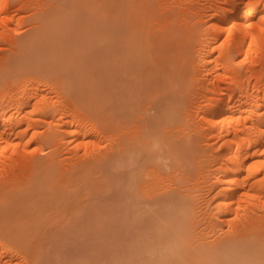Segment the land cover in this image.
Instances as JSON below:
<instances>
[{
	"label": "rangeland",
	"instance_id": "1",
	"mask_svg": "<svg viewBox=\"0 0 264 264\" xmlns=\"http://www.w3.org/2000/svg\"><path fill=\"white\" fill-rule=\"evenodd\" d=\"M61 1L63 0H59L57 2L59 7L63 9L64 7L63 4L66 3L64 1L62 2V6H60ZM98 1L100 4L106 6L107 10L110 11L109 14L111 15L113 14L117 16L120 9H123L122 10L123 12L125 10L126 12L124 13L126 14V16H124V13H122L124 18H127L126 20L131 22L129 24L132 25V29L134 28V30L138 33V34L135 33V36L138 35V37L139 36L141 37L140 39L141 45L140 44L137 45V41H139V39L135 36L132 39L135 42H131L132 40L130 41L129 47L131 46L130 44L132 43L133 46H131L130 48L131 50L129 49L128 50L131 53L133 52L132 54L129 51H128L129 53L125 51L128 55L127 60L131 58L134 59V56L136 57V60L134 59L135 61L131 59L133 62H131L130 60L127 61L129 65L127 63L125 69L123 68L124 70L129 69L128 71H126L127 76H125V71L120 73L122 77L124 78L128 77L127 80L125 79L126 80L125 83L128 80H130V82H128L129 84L133 82L135 84L138 79L142 80V78H144V73H147L146 71L150 69L148 67L150 66L152 67V65L149 64L148 61H146L147 63L144 64V43H146V41H144V37L146 39V35H148V36H152L151 38L153 37L154 38L156 37V39L158 38L161 42L160 44L158 40H156L158 42V45L157 42L156 44H154L156 48L158 46L159 49V50L155 49L156 50L155 54L159 55L157 57L154 54L155 58L157 57V59L152 57L153 56L152 52L149 51L151 53V56L149 53V57L154 58L153 59L154 61L158 62L161 59L160 62L158 63L156 62L157 65H159L161 68H164L163 66L167 65L166 64L167 59L171 58L170 56L168 57L166 56L167 55L165 54L166 51H167L166 53L169 52L170 55L172 54L181 55V59L183 61L182 65H184V66L181 65V71L186 73V75L182 77H184V80L186 78L187 79L186 81L182 80L184 82V83L182 82L184 84V91L182 90L183 84L180 85L182 87H178V86L175 87L176 90L178 88H181L182 93L184 94L182 95L181 98L177 100L179 101L176 103L177 107L175 106L173 107L176 101L174 103H171L167 99H164V102L162 101L153 107V106H149L150 104L149 100L144 101L142 98L144 97V94H150L149 92L151 91V88L145 93H144V89L142 90V88H140L141 89L140 95H142L140 96L141 98L140 97L136 98L135 101L136 100L137 101L134 102L133 100L132 103L136 106L134 107L133 105L134 107L133 112L135 113V114L132 113L131 115L133 118L130 116L129 118L130 121L128 120L129 122H127L129 123L128 125L126 123L123 126H119L122 127L119 130H123V127H125L124 130L125 129L130 130V128L133 130V131L132 130L127 131L126 133L127 138L129 137V139L126 140L127 143L126 149L124 153L111 156L110 157L111 159L108 161L106 165L102 166V168L100 169L101 171L99 170V173L97 171L100 165L96 163L94 165L92 164L94 166L93 167L94 170H91L88 174H84L83 166H82L83 162L81 161L83 157L85 158V155L89 153L88 152L89 149L90 150L98 149L101 151L102 149L103 151H107L108 149H110L115 144L113 142H115L116 139L114 138H116L117 134L114 131L113 133L112 131H110L111 134H109V130L107 131L103 128V126L99 125L101 123L98 120L92 121L93 119L90 118L91 122L89 119L85 123L87 126L94 127V131H96L93 132L94 139L96 136L95 140L92 139V137H90L92 140L89 137L86 138V140H89V142L87 143L88 144L87 147L89 148H87L86 145L84 146V144L81 145L78 144L77 140H74V137L72 135H66L63 138H61L62 141L61 139H59L57 142L55 141V143L48 141L47 138L44 137L45 134L48 133L49 124L47 123V121L49 120V118L46 119L41 117H38L37 119V123H38L37 126L28 129V132L22 141L18 139H13L11 142L9 141L7 144L4 143V141L2 143V140H0L1 141L0 142V188L3 189L2 187L3 184L6 188L4 190H0V222L3 226H8L11 232L16 233L18 236H20L17 241L5 240L0 237L1 240L0 243L3 242H4L3 244L6 243V247L9 250L6 256L2 255V259L3 258L4 259L3 260L0 259L1 261H3V263L0 261V264H151V263L177 264V262L179 263L180 261H182L180 262L181 264H207V263L222 264L223 262H224L223 264H225L229 261L225 262L224 258L221 257L219 253H216L218 256L216 255L214 256L212 252L210 254L211 257L214 256L213 258L216 261L213 258L212 261L209 260V258L207 259V256L209 255L206 249H209L210 244L211 245H213L214 243L217 244L223 239L221 238V240H219L220 239L219 237L221 236L224 237L226 233L229 231L230 225L228 223L232 222V224L233 223L237 224L238 222H241L240 219L246 220L248 215L251 214L250 216L252 217L251 220L255 223H253L254 224L253 225L251 221L250 228L254 229V227L257 226V228L255 227V229H258L259 226L264 225L263 222L264 221V202H263L264 173L262 172L255 174L254 175L255 177L254 176L253 177L256 180L251 178L252 182L253 180L255 182L256 181L259 182V184L256 182L257 185H254V187H252L253 189L251 188H248L249 190L238 189V192L235 191L237 192V195L235 192L231 190L233 185L228 183L229 180L226 181L227 179L226 175L231 176L233 174L231 171L232 169L236 170L237 168L240 167L242 168L243 166L245 167V168L243 167V169L245 170H247V168L256 169L258 167H264V137H262L264 136V19L258 20L257 17H254L248 20H244L243 21L244 32L236 33L234 31L233 32L230 31V27L232 26L231 20L229 21L228 18H226L227 19L226 20L224 19L225 17H221V12L230 14L228 12L229 0L226 1L224 0H98ZM259 1L260 0H258V7L260 6V4L262 6L264 0H261L260 2ZM50 5H52V0H0V107L1 108L3 107V109H0L1 113L3 112V110L4 112L7 111L6 114H8V112L10 113L11 111H13L12 106L14 100H12L11 102L9 101V105L12 104L11 107H9L6 102H4L8 94L13 93L16 96V98H18L19 93L22 90L29 89L33 87L32 85L37 84L38 87L44 90V93L52 97L57 89L58 86L57 82L61 81V79H64V77L66 79L67 78L66 74L71 73V72L67 73V71H70V69H72L69 65L57 66L58 57L59 55H61L59 54V52L62 48H64V41L62 37H59V39L60 38L61 39L58 42L57 47L51 46V48L49 47L50 49L47 47L48 46L47 42L51 41L49 42V44L55 43L57 40L56 37L55 36L52 37L50 35V38H48L47 42H46L47 39L44 40V38H46L45 36L48 33H46L45 36L43 35L45 29L43 26L44 24L40 19L41 16H44L47 12H50V10L54 8V7L52 8V6ZM124 5H128V7ZM210 5L212 6V8H210ZM220 7L222 8L219 9ZM55 9L56 8H54L53 10ZM68 10L70 9L62 10V12L60 13L67 15L69 14ZM168 12L176 14L177 18L176 17L174 18L175 21L171 20L170 13L169 16H167ZM131 16L133 17L131 18ZM149 16L150 18H148ZM135 19H137V21ZM144 20L146 21V23ZM138 21L140 24L139 26L137 23ZM144 23L146 24V26L144 25ZM218 24H220L221 27ZM166 25L170 28L166 27ZM136 29L137 30L141 29V30L137 31ZM145 29H147V31ZM39 30L41 31L39 32ZM144 30L146 31V34L144 33L145 32ZM155 30L158 31H156V34L154 36L153 33H155ZM159 30L162 33V35L161 33H159ZM169 31L170 33L172 32L171 35L168 34ZM150 33L151 35H149ZM157 34L159 37L157 36ZM34 35H37V37ZM162 36L164 38H167L168 40L167 39L161 40L163 38ZM52 38H55V41ZM135 38H137L138 40H136ZM39 42L43 44V48L45 49V51L49 49V52L44 51L45 54L43 51L40 52V48L42 47L39 48L40 46ZM36 44H38V46ZM162 44H164V46H162ZM53 45H56V43ZM137 46H139V48L136 50ZM148 46L149 45L147 44L146 52H148V49L150 47ZM58 48L59 50H57ZM51 49L57 50L56 55ZM132 49H134V51ZM138 50L139 53H137ZM50 51H52V53ZM125 52L124 53L121 52L124 55V57L121 56L122 54L121 55L118 54V52L112 53L110 57L106 56L107 57L105 58L106 60L105 59L102 60L100 62L101 64L96 63L95 68L99 67L98 69L100 70L104 69L103 67V63H104V66L106 67L107 65H110L108 66V68L114 66L116 69L119 70L121 65L120 64L118 65V61L120 62L122 60L125 63L126 61L125 57H127ZM160 52H162V54H160ZM52 54L54 56H52ZM22 55H24L23 56L24 61H22L23 59H21ZM160 56L162 58H164L165 56V58L162 59ZM111 57L115 58L117 62L116 60L111 59ZM116 57H122V58H120L121 59L120 60L119 58L117 59ZM18 59L20 61H18ZM36 60H38L40 63L38 61L36 63ZM91 60L90 61L88 60L89 64L87 63L86 64L90 66L93 63L94 66L95 61H91ZM163 60L164 61L166 60L165 61L166 63ZM53 61L54 63L57 62L56 66L53 63ZM104 61L105 62L107 61L106 65ZM24 62L26 64L28 63L27 66L25 65ZM34 63L36 64V66L34 65ZM124 63L122 64L123 67L125 66ZM29 64H31V66ZM97 64H100L102 68ZM83 66L86 67L84 63L80 61V67L74 66L73 68H78V69L81 68L82 71L81 69L79 70L81 71L82 74L84 73L83 74L84 76L89 75L90 77L93 78L98 77V73L100 75V73L102 72L101 71L97 73V70L94 69L93 66H91L92 68L89 67L90 69L85 68L87 69V73L88 70L92 71V69H94L92 72H94L95 70L96 72H94L95 74L94 73L92 74V72L90 74H87L85 73ZM56 67H59L60 69ZM144 67L146 69L148 68V70H146ZM43 69H45L47 72H45V70ZM123 69L121 67L120 71H122ZM57 70H58V74L54 73ZM63 70L64 71L66 70V72L63 73ZM130 70L133 71L131 72ZM133 73H135V75ZM138 73H140L139 76H142V78L138 76ZM124 78L122 81H124ZM157 79L159 83L163 82L162 84H164V80H165L164 78H162L163 80L161 78H157ZM131 80L133 81L131 82ZM140 80H139L140 83H138V87L139 85L142 86L143 84L142 81ZM162 84L159 85L161 86ZM133 86L136 87L135 85ZM154 93L155 92L151 91V94ZM245 93L248 96V98H250L252 95L255 96V94H259L260 98L257 99V101L254 103L251 102L249 104L247 103L245 105H242V103L239 101V97L241 95H245ZM135 103L138 104V109H137V104ZM4 104L7 106H4ZM147 104L149 107L147 106ZM164 104L165 106H167V108L164 106ZM222 104H224L225 106V108H223L224 110H227V108L230 105L232 106L233 110L232 108H230L229 110H227V112L223 111ZM140 105L142 106V109ZM4 107H8L9 109H6ZM172 108L177 110V112L172 113L170 111ZM31 109H32L31 105L28 108L26 107V111ZM159 109H163L164 111L160 113ZM218 109H220L221 111ZM230 110L232 112H230ZM140 111L141 113H139ZM137 112L139 114H137L136 116ZM169 112L171 113V115ZM23 114L24 112L16 113L14 116L16 117L15 118L16 121ZM164 114L166 115V117ZM15 119L12 120V123H15ZM54 122L55 120L52 123ZM138 124L140 125L142 124L141 126L144 128H141V126H139ZM138 128L139 129L141 128L140 130H143V133L137 130ZM100 131L102 134L100 133ZM140 132H141V136L143 135L142 139L144 138L143 142L141 141L142 139H139ZM95 133L96 134L99 133V134L96 135ZM133 135H135V138ZM111 136H113L112 140H111ZM168 136L170 137V139ZM130 138H132L131 140L134 141V143L132 141L130 142ZM90 141L91 142L93 141L92 144H94L95 146L94 145L91 146ZM163 141H167V143L165 142L166 145H164ZM171 141H174L173 142L174 144L171 143ZM128 142H130L129 143L130 146L128 145ZM90 146L93 148H91ZM96 146L98 148H94ZM133 146L137 148L134 149ZM178 146L179 147L181 146V148H179ZM84 147H86L85 148L87 150L86 152L85 150H83ZM132 148L137 153L134 150H132ZM138 148L142 149L141 153H138V151L136 150ZM166 148L167 149L170 148L169 151H171V149L175 150L178 154V157L180 158H177V156H175L176 155L175 151H174L175 153L171 151L173 154L171 153L167 157L166 154L167 152L164 151L167 150ZM127 149H129V151H127ZM236 150L239 151L240 154H242L240 155L239 158L236 157L233 158L234 152ZM130 151L131 152L134 151V153H136L135 156L132 153H130ZM163 152L165 153L163 154ZM128 154L129 156L131 155L130 158ZM120 155L122 156V160L120 159ZM123 155L125 159L123 158ZM142 155L143 157L145 156H150V157H146L143 159ZM134 157L136 158V160L134 159ZM112 158L114 161H112ZM244 158L246 159L244 160L243 164H241V162L236 163L238 162L237 161L238 159H244ZM127 159H130V161ZM187 159L189 161L188 162L189 166L187 165ZM118 160L119 163L122 164L120 167H117L120 164L117 165L115 163V161H117L118 163ZM131 160H135L133 161L134 164L130 163ZM232 160L236 164L231 163ZM123 162L126 163L124 166H123L124 164ZM138 163L141 164L140 167H138L139 165ZM180 163L183 165L184 168H182V165ZM111 164L115 168L117 167V169L115 170V168L112 167ZM175 164L177 166H175ZM154 165L155 166L158 165V166L155 167ZM191 165L192 168H190ZM95 166L97 167V169H95ZM124 167L127 168V170L125 169L126 171L124 170ZM188 167L191 170L188 169ZM119 168L120 171L118 170ZM151 168L152 170H150ZM157 168H160V171L162 170V174L166 173L165 175L163 174L164 175L163 181L165 185H167L166 186L167 188H170L171 185L173 186V188H175V186L178 187L180 183L181 185L184 184L185 186L189 184L188 187H190V189L192 187V189L190 190L191 196L189 195L184 199H180V198L174 199L176 202H174L175 204L173 203L172 205L170 204L163 205L164 207L163 210L161 211L163 213L169 212V214H171L172 216L171 217L172 219L159 217L162 214L161 211H158V214L155 212V210L152 211L153 213L158 215L157 217L156 215L152 216L151 214L153 213H150L149 215V212H151L149 210L155 209L156 206L152 207L153 205L152 202H154L152 200L148 199V201L146 202L145 199H147V196L144 195L143 193L144 191L142 192V190H144V181H145L144 179L150 180L151 178H153L152 175L155 177L156 175L154 173H155V169ZM179 168H181L182 170H180ZM109 169H111V171L113 172H111ZM158 170L159 169H157V171ZM245 170H244L245 172L244 175L247 172ZM131 171L133 172L132 173L133 177H131L132 176ZM100 172H102V176H100L101 175ZM127 172L129 175L126 174ZM180 173H182V176H184L185 174V176L187 175L188 177L184 176L183 177L184 180H183L181 179L182 176H179L181 175ZM33 174H37V177H40L41 180L44 179L43 182L44 187L38 193L41 192L46 193L51 191L58 192L57 201L53 202L51 206H48L43 210V219L41 220L40 223L35 221V216L37 215L39 209L38 207L39 203L37 202L38 195H36L38 193L33 191L28 192L32 194L24 193L25 195L17 193L19 192V190H23L24 187H30V178H32ZM103 175H105L107 179H104L105 177H103ZM177 176H179L180 179H178ZM102 177L104 180H102ZM165 177L167 178L168 181L166 180ZM192 177H195V179ZM128 178L133 179L132 181L134 183ZM187 179L190 180V182ZM142 180L143 182H141L140 184L139 182ZM180 180H182L183 182H181ZM185 180L188 182H186ZM193 180H197V181L195 182ZM111 181H113V183ZM135 181L137 182V184ZM191 181H193L194 183L192 182L191 184ZM108 183L109 185H106ZM133 184L135 188L137 185L138 187H141L142 190L140 191L138 188L131 190V192L134 191L132 192L134 194L133 197L130 198L125 197V200L128 199L126 201L128 203L131 199L132 201L133 199L136 200V202L130 201V203H132V206L131 205L130 206L134 211L133 215L140 217L141 219L143 218L142 216H144V218H146V219L143 218L144 220H146L143 223L144 225L151 223L148 225L149 227L147 226V228H149L147 231L148 233L146 232L147 230L146 226L143 225L141 226L144 229L138 226L140 228V229L138 228V230L140 231L142 229L144 230L141 231L143 234H140V232L138 233V231L135 232L136 230L133 229L131 225H128L129 227L127 226V229H130L131 231L126 230L125 228L124 229L121 228L123 232L120 229H115L116 232L112 233L113 231L112 230L110 231L111 234L110 233L107 234L106 220L107 218L110 217L108 215L113 216V213L112 212L110 213V211L108 212L109 209L106 208L110 207L112 209H116L115 205L117 203H114L116 202V200L114 201L115 199L114 191L116 192L117 187L118 188L121 187V189L125 190V192L129 191V188L130 189L134 188ZM195 184L198 185V187H196ZM109 187L111 189H109ZM139 191L142 192L143 194L142 193L140 194ZM243 191L245 193H242ZM229 194L233 196L235 194L237 200L231 198L233 196H230ZM140 195L142 197L144 195V197L140 198ZM228 196H230L229 199ZM136 197H138V199ZM139 198L143 199V201L141 202ZM238 199L241 200L238 202ZM244 199H246V201ZM234 200H236L238 203L236 201L234 203ZM110 201L113 202V205H111L112 202L109 203ZM186 202L188 203L187 205H185ZM147 204H150L147 206L148 208H146ZM230 204L232 205L231 207H233L235 210L232 208L231 213L229 212L230 214L223 213L225 212L223 210L226 209V207ZM103 205L104 206L106 205V207L104 208ZM178 205L181 206L182 209L186 207L184 208V210L187 209L189 212L185 211L183 213L184 217L181 216V218L177 219V217H179L176 216L177 211L181 210V208ZM170 206H174V207H170ZM192 207L193 209H191ZM175 209H176V213L174 211ZM90 210L91 213L89 212ZM146 210H148V215ZM159 213L161 214L159 215ZM210 213H212V215ZM141 214L144 215L141 216ZM150 216H152L153 218H148ZM158 217L162 219L161 222L167 224L166 228L164 229L159 228V226L155 227L156 224L154 225L153 223L154 221L157 222L159 221ZM94 219L96 220L95 222ZM148 219L150 220V222L148 221ZM179 219H180V223L177 224V226L174 225L175 223H178ZM91 220H93L92 221L93 223L91 222ZM174 220H176L175 223ZM88 221L91 222L92 224L91 226H93L94 228L97 229V231H99L100 237L95 240V243L91 242V243H87L88 244L87 245L83 241V237H84L83 232L84 229L87 228V225H90V223L87 224ZM102 222L105 223V226ZM84 224L86 225V227L84 226ZM171 225L174 226H172L171 228ZM178 225L180 227H178ZM181 226L183 230H181ZM185 226H188L187 229L185 228ZM118 230L120 231L119 235H121V233L129 231L130 232L129 237L130 238L132 237V239L129 238L128 240L130 242L131 240L134 241H132L131 243L128 242V246H126L127 242L122 243L123 245L122 244L119 245L118 243H116V241H114L110 236L112 234L118 235ZM178 230L181 231V233ZM173 231L177 235L178 234L179 235L177 236ZM201 231L203 233L205 231V235L204 234L201 235L202 233ZM144 232L150 236L148 237L147 235V239L149 240L146 239V234ZM191 232H193L194 234L193 233L191 234ZM174 234L176 235V237ZM203 235L204 237L200 238V236ZM161 236H165V237L161 239ZM150 238L153 239L150 240ZM188 238L191 239L188 240ZM192 238L193 241H191ZM77 239L80 240L77 241ZM145 239L147 241V244H145L146 242ZM215 239H217L218 241ZM172 240L173 241L176 240V241L173 242ZM198 241H200L201 243H197ZM168 242L169 244L171 243V246L173 243L172 250H174L175 253L173 255L169 254L170 253L169 249L171 248H167L168 249L167 250L166 248L162 247V244L163 246H165V244H167ZM176 242H178L177 244L179 247L177 246ZM179 242H181L182 245L179 244ZM131 244L133 245L131 246ZM134 244L136 245L138 244V245L135 247ZM169 244H167L168 247ZM204 244H206L209 247L208 248L205 247L206 245L203 246ZM143 245H145V247ZM158 245L162 247L160 248L161 250H159ZM188 245H190V248L192 247L191 251L190 248H188L189 247ZM153 246H155V248H153ZM107 247L110 250H108ZM131 247H133L134 249H132ZM178 248H180L181 250H179ZM150 249L153 252L151 251L150 253ZM161 252H164L162 253L163 255H161ZM178 252L183 253L181 254L182 258L180 257V254ZM189 252L193 253L194 257L191 254L188 255ZM205 252L207 255L203 256L205 255ZM105 253H107L106 256L104 255ZM173 256H175L176 258ZM187 256H189L190 258ZM146 257H148L149 259L147 260ZM217 257L218 258L221 257L219 259L220 261L218 260L219 262L217 261ZM175 259L176 260L178 259L179 261L177 260V262H174ZM157 261L159 262L161 261V262L158 263ZM165 261L168 262L166 263ZM183 261L185 262L183 263ZM229 263L233 264L235 262L233 263L229 262ZM248 263L249 262L244 264H248ZM259 263L264 264V261L263 260H260L258 262L251 261V263L249 264H259Z\"/></svg>",
	"mask_w": 264,
	"mask_h": 264
},
{
	"label": "bare ground",
	"instance_id": "2",
	"mask_svg": "<svg viewBox=\"0 0 264 264\" xmlns=\"http://www.w3.org/2000/svg\"><path fill=\"white\" fill-rule=\"evenodd\" d=\"M57 1H59V0H57ZM56 0H52V5H50V6H52V8L54 7V8H56L55 10H53V9H51L50 10V12H47L44 16H41V19L40 20H42V22H43V26H44V36L46 35V33H48L45 37L46 38H44V40H46V42L48 41V38H50V35L52 36V37H56V45H53V44H55V43H53V44H49V42H51V41H48L47 42V47L49 48H51V46H55V47H57V45H58V42L60 41V39H59V37H62V39H63V41H64V48H62L61 50H60V52H59V54H61V55H59V57H58V60H57V64L56 63H54V61H53V63L55 64V66L57 65V66H65V65H69L72 69H70V71H67V73L68 72H71V73H68V74H66V76H67V78L65 79V77H64V79H61V81H59V82H57L58 83V86H57V89H56V91H55V93H54V97L52 96V97H50V96H48L46 93H44V90L42 89V88H40V87H38L37 86V84L35 85H32L33 87H31V88H29V89H26V90H22L20 93H19V97L18 98H16V96L13 94V93H10V94H8V96H6V98H5V100H4V102H6L7 103V105L9 106V107H11L12 106V104L11 105H9V101L11 102L12 100H14V103H13V111H11L10 113L8 112V114H6V112L7 111H5L4 112V110H3V112L1 113L0 112V140H2V143H3V141H4V143H7L8 144V142L10 141H12L13 139H18V140H20V141H22L23 139H24V137L26 136V134H27V132H28V129H30L31 127H35V126H37V119H38V117H41V118H49V120L47 121V123L49 124V128H48V133L47 134H45V137L44 138H47V140L48 141H51L52 143H55V141L57 142L59 139H61V138H63L64 136H66V135H72L73 137H74V140H77V143L78 144H84V146L86 145V147L88 146V142H89V140H86V138H90V137H92V139H94L93 138V135H94V133L93 132H96V131H94V127H92V126H87L85 123H86V121H88L90 118H92L93 120L92 121H96V120H98L101 124H99V125H101V126H103V128L105 129V130H109V134H111L110 133V131H112V133H113V131L114 132H116V138H114V139H116L115 140V142H113V143H115L110 149H108L107 151H103V149H102V151L101 150H95V149H89L88 150V156L87 155H85V158L83 157V159H82V161L81 162H83V164H82V166H83V172H84V174H88L91 170H94L93 169V165L94 164H99L100 165V167L98 168V173H99V170L102 168V166H104V165H106L107 163H108V161L111 159L110 157L111 156H114V155H119V154H121V153H124V151H125V149H126V140L127 139H129V137L127 138V131H130V130H132L131 128H130V130H124V128L125 127H123V130H119V129H121L122 127H119V126H123L124 124H126L127 122H129L130 120H129V118H130V116L132 115V113H134L133 111H134V107H136L134 104H132L133 103V100H134V102H136L135 101V99L136 98H139L140 96H142V95H140V88H142V90L144 89V93L146 92V91H148L150 88H151V91L152 92H155L154 94H151V91L149 92L150 94H144V97H142L143 98V100L145 101V100H149V102H150V104H149V106H155V105H157L158 103H160V102H164V99H167L169 102H171V103H174L175 101V103H174V105H173V107L175 106V107H177V105H176V103L177 102H179V101H177L179 98H181L182 97V95L184 94V93H182V90L184 91V82L183 81H186V79L184 80V77H182V76H185L186 75V73H184V72H182L181 71V65L183 64V61H182V59H181V55L180 54H172V55H170L169 54V52L168 53H166L165 52V54H167L166 56L168 57V56H170L171 58L170 59H167V65H162L164 68H161L159 65H157V63L158 62H160V58H158V59H160L158 62L157 61H154L153 59L155 58V53H156V50L155 49H158V46H157V48H156V46L154 45V44H156V40H158V42L161 44V42H160V40L157 38L156 39V37L154 38H151L152 36H148V35H146V39H145V37H144V41H146V43H144V64L145 63H147L146 61H148V63L149 64H151L152 65V67L150 66V67H148V68H150L149 70H148V68L146 69L145 67H147V66H145L144 68L146 69V70H148V71H146L147 73H144V78H142V76H139L140 75V73H138V76L140 77V78H142V80H140V79H138L137 80V84L135 83L134 84V82L133 83H128V82H130V80H128L126 83H125V81L127 80V78L125 77H122L121 76V74L120 73H122V72H124L125 71V76H127L126 75V71H128L129 69H127V70H124L125 69V67L127 66V61H131V62H133L132 60H136V57L134 56V59H132L131 57V59H128L127 60V58H128V55H127V53H129L130 51L129 50H131L130 48H131V46H133L132 44H130L131 46L129 47V43H130V41L134 38V36H135V33H137L135 30H134V28L132 29V25L131 24H129V23H131L130 21H127L126 19L127 18H124V16H126V14L124 13V12H126L125 10H124V12L122 11L123 9H120L119 10V13H118V15L116 16V15H111V14H109L110 13V11L109 10H107V8H106V6H104V5H102V4H100L99 3V1L98 0H63V1H61V4H60V6H62V2H64L65 1V3L66 4H63V9H61L60 7H59V5H58V2H57ZM224 1H226V0H224ZM261 1V0H260ZM259 1V2H260ZM229 2V7H228V12L230 13V14H226V13H222L221 12V17H225L224 19H226V18H228L229 19V21L231 20V22H232V26L230 27V31H234V32H236V33H243L244 32V29H243V21L244 20H248V19H251V18H254V17H257V19L258 20H262V19H264V2H263V4H262V6H261V4H260V8L258 7V0H229L228 1ZM60 3V2H59ZM217 3V2H216ZM215 3V4H216ZM226 3V2H225ZM262 3V2H261ZM211 4H213V3H211ZM228 5V4H227ZM124 6H126V7H128V5H124ZM214 7H217V6H214ZM213 7V8H214ZM262 7V8H261ZM70 9V10H68V12H69V14H61L60 12H62V10H66V9ZM210 8H212V6L210 5ZM222 7H220L219 9H221ZM130 9V8H129ZM215 9V8H214ZM217 9V8H216ZM227 9V8H226ZM223 11V10H222ZM130 12V11H129ZM65 13H66V11H65ZM122 13H124V16H123V14ZM169 13H170V17H171V20L173 21H175V17H176V14H174V13H171V12H168V15L167 16H169ZM219 13V12H218ZM130 14H132V13H130ZM144 14H145V12H144ZM148 14V13H147ZM146 14V15H147ZM220 14V13H219ZM43 15V14H42ZM152 16V15H151ZM129 17V16H128ZM133 16H131V18H132ZM144 18H145V16H144ZM148 18H150V16L148 17ZM177 18V17H176ZM147 19V18H146ZM145 19V20H146ZM223 19V20H224ZM128 20H130V19H128ZM136 21H137V19H135ZM144 20V21H145ZM227 20V19H226ZM135 21V22H136ZM222 21V20H221ZM134 22V23H135ZM223 22V21H222ZM41 23V22H40ZM138 23V26L140 25L139 24V21L137 22ZM136 23V24H137ZM145 23H146V21H145ZM144 23V25L146 26V24ZM136 24H133V25H136ZM148 24V23H147ZM131 25V26H130ZM220 27H221V25L220 24H218ZM145 26H144V28H145ZM135 27V26H134ZM149 27V26H148ZM166 27H168L167 25H166ZM42 28V27H41ZM41 28H39V29H41ZM168 28H170V27H168ZM173 28H174V26H173ZM163 29V28H162ZM137 30V29H136ZM138 30H141V29H138ZM137 30V31H138ZM146 31H147V29H145ZM144 30V31H145ZM174 30V29H173ZM41 30H39V32H40ZM146 31L144 32L145 34H146ZM156 31H158V30H155V33H153V35L155 36V34H156ZM166 31V30H165ZM172 31V30H171ZM163 32V31H162ZM38 33V32H37ZM159 33H161L160 32V30H159ZM168 33V32H167ZM172 33V32H171ZM171 33H170V31H169V33L168 34H170L171 35ZM42 34V33H41ZM138 34V33H137ZM174 34V33H173ZM49 35V36H48ZM149 35H151V33L149 34ZM160 35V34H159ZM161 35H162V33H161ZM34 36H36L37 37V35H34ZM44 36H42V37H44ZM145 36V35H144ZM157 36H158V34H157ZM42 37H40V38H42ZM58 37V38H57ZM135 37H137L138 39H139V41H137V45L138 44H140V39H141V37L139 36L138 37V35L137 36H135ZM159 37V36H158ZM163 37V36H162ZM166 37V36H165ZM38 38H39V35H38ZM137 38H135L136 40H138ZM161 38V37H160ZM35 39V38H34ZM54 41H55V38H52ZM51 39V40H52ZM68 39V40H67ZM152 39V40H151ZM164 39H167V38H162L161 40H164ZM42 40V39H41ZM168 40V39H167ZM170 40V39H169ZM32 41V40H31ZM63 41H61V42H63ZM150 41V42H149ZM27 42V41H26ZM60 42V43H61ZM131 42H135V41H131ZM158 42H157V45H158ZM241 42V41H240ZM38 43V42H37ZM59 43V44H60ZM166 43V42H165ZM149 45L148 47H149V49H148V52H146V45ZM32 45V44H31ZM37 46H38V44H36ZM39 48L40 47H42L43 48V44L41 43V42H39ZM141 45V44H140ZM241 45V44H240ZM155 46V47H154ZM162 46H164V44H162ZM165 46H167V45H165ZM34 47V46H33ZM153 47H154V50H155V52H154V50H153ZM159 47H160V45H159ZM24 48V47H23ZM30 48V47H29ZM28 48V49H29ZM35 48H37V47H35ZM35 48H34V50H35ZM39 48H37V49H39ZM42 48H40V52L41 51H45V49L43 50ZM48 48H46V49H48ZM49 48V49H50ZM139 48V46H137L136 47V50ZM152 48V49H151ZM42 49V50H41ZM49 49L47 50L48 52H49ZM55 49V48H54ZM54 49H51L54 53H55V55H56V52H57V50H59V48L57 49V50H54ZM129 49V50H128ZM135 49V48H134ZM134 49H132L133 51H134ZM32 50H33V48H32ZM32 50H31V52H32ZM159 50V49H158ZM167 50V49H166ZM47 51H45V52H47ZM52 51H50L51 53H52ZM125 52L126 53V55H127V57H125V59H126V61H125V63L120 59V58H122V57H116L117 59L119 58L121 61L119 62L118 61V65L120 64L121 65V67H122V71H120V69H121V67L119 68V70L118 69H116L114 66H111V67H109L108 68V66H110V65H107V67L106 66H104V63H103V67H104V69H98L99 67H97V68H95L96 66V63H100L102 60H104L105 58H107L106 56H109L110 57V55L112 54V53H114V52H118V54H122L121 52ZM129 51V52H128ZM149 51H151L152 52V57H154V58H151V57H149ZM28 52V51H27ZM34 52V51H33ZM45 52H44V54H45ZM120 52V53H119ZM131 53V52H130ZM133 53V52H132ZM131 53V54H132ZM135 53H136V51H135ZM137 53H139V50L137 51ZM25 54V53H24ZM141 54V53H140ZM155 54V55H154ZM160 54H162V52H160ZM134 55V54H133ZM133 55H132V57H133ZM137 55V54H136ZM23 56L24 55H22V57H21V59H23ZM34 56V55H33ZM52 56H54L53 54H52ZM51 56V57H52ZM121 56H123L124 57V55L122 54ZM138 56V55H137ZM150 56H151V53H150ZM157 57L159 56L158 54L156 55ZM41 57H42V55H41ZM44 57V56H43ZM48 57V56H47ZM157 57L155 58V59H157ZM161 57V56H160ZM31 58V57H30ZM30 58H27V59H30ZM150 58H151V60H150ZM162 58V57H161ZM164 58H165V56H164ZM164 58H162V59H164ZM40 59V58H39ZM53 59H54V57H53ZM92 59V60H91ZM111 59H114V60H116L115 58H112L111 57ZM111 59H110V61H111ZM41 60V59H40ZM91 60V61H95V64H94V66H93V63L92 62H90V63H92L90 66L89 65H87V64H89L88 62ZM106 60V59H105ZM134 60V61H135ZM18 61H20L19 59H18ZM22 61H24V59L22 60ZM37 61L38 60H36V63H37ZM80 61H82L83 63H84V65L86 66V67H84V70H85V73H87V69H85V68H92L91 66H93L94 67V69H96L97 70V73L98 72H101L100 73V75H99V73H98V77H90L89 75H87V74H90L94 69H92V71L90 70H88V73L86 74L87 76H84L82 73H81V71H82V66H81V68H79V69H81V71L78 69V68H73L74 66H78V67H80ZM108 61V60H107ZM106 61V62H107ZM150 61V62H149ZM29 62V61H28ZM39 62V61H38ZM105 62V61H104ZM106 62H105V65H106ZM115 62V61H114ZM116 62H117V60H116ZM157 62V63H156ZM168 62H169V64H168ZM25 63V62H24ZM32 63V62H31ZM40 63V62H39ZM48 63V62H47ZM52 63V64H53ZM63 63V64H62ZM87 63V64H86ZM124 63V67H123V64ZM163 63V62H162ZM162 63H160V64H162ZM164 63V64H165ZM28 64V63H27ZM27 64L25 63V65L27 66ZM45 64V63H44ZM101 64V63H100ZM100 64H97V65H99L101 68H102V66L100 65ZM132 64H134V63H132ZM30 66H31V64H29ZM34 65L36 66V64L34 63ZM128 65H129V63H128ZM166 66V67H165ZM182 66H184V65H182ZM105 67H106V69H105ZM132 67V66H131ZM50 68V67H49ZM49 68H48V70H49ZM56 68H58V69H60L59 67H56ZM56 68H54V69H56ZM89 68V69H90ZM118 68V67H117ZM133 68H134V66H133ZM182 68H184V67H182ZM47 69V68H46ZM145 69H144V71H145ZM38 70V69H37ZM42 70V69H41ZM43 70H45V69H43ZM53 70V69H52ZM84 70H83V72H84ZM96 70L94 71V72H96ZM100 70V71H99ZM135 70V69H134ZM183 70V69H182ZM131 71V70H130ZM133 71V70H132ZM131 71V72H132ZM45 72H47L46 70H45ZM60 72V71H59ZM66 72V70L64 71L63 70V73H65ZM94 72H92V74L94 73ZM142 72H143V70H142ZM53 73V72H52ZM54 73H57L58 74V70L57 71H55ZM62 73V72H61ZM96 73V74H97ZM184 73V74H183ZM95 74V73H94ZM120 74V75H119ZM134 75H135V73H133ZM55 75V74H54ZM133 75V76H134ZM118 76H119V78H118ZM132 77V76H131ZM135 77V76H134ZM123 78H124V81H122L123 80ZM136 78V77H135ZM157 78H164L165 80H164V84H162V83H159V81H158V79ZM126 79V80H125ZM130 79V78H129ZM131 79H133V78H131ZM143 79H144V82H143ZM139 80L140 81H142V83L144 84V86H143V84H142V86L141 85H139V87H138V83H140L139 82ZM163 80V79H162ZM183 80V81H182ZM133 80H131V82H132ZM167 83H166V82ZM156 82H158V83H156ZM183 82V83H182ZM166 83V84H165ZM159 84H162L161 86L159 85ZM178 84V85H177ZM181 84H183L182 86H180ZM130 85V86H129ZM133 85H135L136 87H138V88H136V87H134ZM141 86V87H140ZM178 86V87H182V90H181V88H178L177 90H176V87ZM175 87V88H174ZM136 90H138V91H136ZM55 90V89H54ZM254 97V98H253ZM141 98V97H140ZM260 98V96H259V94H255V96H251L250 98H248V96L246 95V93H245V95H241L240 97H239V101L242 103V105H245V104H249V103H251V102H256L257 101V99H259ZM148 103V102H147ZM225 103V102H224ZM252 103V104H253ZM135 104H137V103H135ZM165 104H167V103H165ZM165 104H164V106H165ZM170 104V103H169ZM226 104V103H225ZM227 104H229V103H227ZM2 105V104H1ZM7 105H5L4 104V106H7ZM32 106V109L31 110H27L26 111V107L28 108L29 106ZM133 105H134V107H133ZM254 105V104H253ZM141 106V105H140ZM147 106H148V104H147ZM148 106V107H149ZM170 106V105H169ZM168 106V107H169ZM224 106V104H222V109L223 108H225V106ZM228 106V105H227ZM227 106H226V108H227ZM231 106V105H230ZM228 107L227 108V110H229L230 108H232V106L231 107ZM160 107V106H159ZM166 108H167V106H165ZM4 108H6V109H9L8 107H4ZM0 109H3V107L1 108L0 107ZM5 109V110H6ZM11 109V108H10ZM137 109H138V104H137ZM141 109H142V106H141ZM136 110V109H135ZM143 110H144V107H143ZM218 110H220V109H218ZM227 110H224L223 109V111H225V112H227ZM232 110H233V108H232ZM250 110V109H249ZM2 111V110H1ZM164 110L163 109H159V112L161 113V112H163ZM172 113H175V112H177V110H175V109H171L170 110ZM221 111V110H220ZM18 113V112H24V114L16 121V117H14L15 116V114L16 113ZM230 112H232L231 110H230ZM229 112V113H230ZM139 113H141V111L139 112ZM138 112L136 113V116H137V114H139ZM170 113V112H169ZM6 114V115H5ZM14 114V115H13ZM135 114V113H134ZM36 115H38V116H35ZM143 115V114H142ZM165 115V114H164ZM168 115V114H167ZM170 115H171V113H170ZM135 116V115H134ZM169 116V115H168ZM132 117V116H131ZM165 117H166V115H165ZM133 118V117H132ZM141 118V117H140ZM140 118H138V119H140ZM148 118V117H147ZM13 119H15V123H12V120ZM136 119V118H135ZM137 119V120H138ZM143 119V118H142ZM149 119V118H148ZM55 120V122L54 123H52L53 121ZM129 120V121H128ZM136 120V121H137ZM144 120V119H143ZM142 120V121H143ZM150 120V119H149ZM139 121V120H138ZM151 121V120H150ZM14 122V121H13ZM90 122H91V119H90ZM97 123V122H96ZM131 123H132V121H131ZM139 123V122H138ZM141 123V122H140ZM129 123H127V125H128ZM88 125H89V122H88ZM92 125H93V123H92ZM133 125V124H132ZM139 126H141L140 124H138ZM138 125H136V126H138ZM153 125V124H152ZM97 126V125H96ZM126 126V125H125ZM135 126V127H136ZM148 126V125H147ZM141 128H144V127H142L141 126ZM140 128V129H141ZM96 129V128H95ZM134 129V128H133ZM139 128L137 129V130H139V131H141L142 133H143V130H140ZM133 131V130H132ZM131 131V132H132ZM136 131V130H135ZM130 132V133H131ZM141 132H140V135H139V139H142V136H141ZM100 133H101V131H100ZM130 133H128V134H130ZM96 134V133H95ZM99 134V133H98ZM98 134H96V135H98ZM102 134V133H101ZM115 134V133H114ZM113 134V135H114ZM259 134V133H258ZM136 135V134H135ZM135 135H133L134 136V138H135ZM169 135V134H168ZM108 136V135H107ZM140 136H141V138H140ZM164 136H165V134H164ZM174 136V135H173ZM11 137H13V138H11ZM100 137H102V136H100ZM113 136H111V140L113 139L112 138ZM162 137H163V134H162ZM169 137V136H168ZM262 137H264V136H262ZM98 138V137H97ZM166 138V137H165ZM91 139V138H90ZM91 139V140H92ZM95 139H96V136H95ZM94 139V140H95ZM100 139V138H99ZM109 139H110V136H109ZM132 138H130V142L132 141L131 140ZM144 139V138H143ZM143 139L141 140L142 142H143ZM164 139V138H163ZM169 139H170V137H169ZM93 140V141H94ZM111 140H110V142H111ZM137 140V139H136ZM135 140V141H136ZM15 141V140H14ZM61 141H62V139H61ZM92 141V142H93ZM97 141V140H96ZM95 141V142H96ZM101 141V140H100ZM100 141H98V142H100ZM129 141V140H128ZM140 141V140H139ZM1 142V141H0ZM92 142L90 141V143H91V146L92 145H94V144H92ZM130 142H128V145H129V143ZM133 143H134V141H132ZM138 142V141H137ZM167 143V141H163V143H164V145H166V143ZM174 141H171V143H173ZM78 144H77V146H78ZM170 144V143H169ZM174 144V143H173ZM178 144V143H177ZM58 145V144H57ZM60 145V144H59ZM90 145V144H89ZM133 145V144H132ZM131 145V146H132ZM90 146V147H91ZM95 146V145H94ZM130 146V145H129ZM86 147H84V149L83 150H85V152L87 151L85 148ZM134 147V146H133ZM140 147V146H139ZM142 147V146H141ZM153 147V146H152ZM179 147V146H178ZM20 148V147H19ZM87 148H89V147H87ZM91 148H93V147H91ZM94 148H98L97 146L96 147H94ZM135 148H137V147H134V149ZM155 148H156V146H155ZM179 148H181V146L179 147ZM130 149V148H129ZM129 149H127V151H129ZM133 148H132V150H134ZM139 149H140V152H139ZM167 149V148H166ZM105 150V149H104ZM131 150V149H130ZM137 151H138V153H141V148H138V149H136ZM144 150V149H143ZM170 150V148H168L167 150H164V151H166L167 153V157H168V155H170L172 152L173 153H175L176 151L175 150H172L171 149V151H169ZM182 150V149H181ZM91 151V152H90ZM135 151V150H134ZM134 151L133 152H131L130 151V153H132L134 156H135V154L137 153L136 151V153H134ZM154 151V150H153ZM175 151V152H174ZM144 152V151H143ZM159 152V151H158ZM125 153H127V152H125ZM165 152H163V154H164ZM172 153V154H173ZM184 153V152H183ZM243 153V152H242ZM162 154V153H161ZM160 154V155H161ZM247 154V153H246ZM133 155H132V158H133ZM154 155V154H153ZM175 155V154H174ZM173 155V156H174ZM180 155V154H179ZM186 155V154H185ZM184 155V156H185ZM240 155H242V154H240V152L239 151H235L234 152V155H233V158H239L240 157ZM126 156V155H125ZM128 156H129V154H128ZM131 156V155H130ZM130 156H129V158H130ZM137 156V155H136ZM156 156H157V154H156ZM166 156V155H165ZM175 156H177V158H180V157H178V154H177V152H176V155ZM183 156V155H182ZM118 157V156H117ZM142 157H143V155H142ZM146 157H150V156H145V157H143V159L144 158H146ZM123 158L125 159V157H124V155H123ZM169 158H170V156H169ZM185 158V157H184ZM120 159L122 160V156L120 155ZM134 159L136 160V158L134 157ZM142 159V160H143ZM148 159V158H147ZM158 159H160V158H158ZM171 159H172V157H171ZM246 158H244V159H238L237 161L238 162H236V163H239V162H241V164H243L244 163V160H245ZM127 160H129L130 161V159H127ZM135 160H131V164H134V162L133 161H135ZM149 160V159H148ZM112 161H114L113 160V158H112ZM144 161V160H143ZM151 161V160H150ZM128 162V161H127ZM133 162V163H132ZM139 162V161H138ZM153 162V161H152ZM185 162V161H184ZM188 159H187V165H188ZM115 163L118 165V164H120V165H118L117 167H120L122 164L121 163H119V160H118V163H117V161H115ZM124 163V162H123ZM130 163H127V164H130ZM161 163V162H160ZM186 163V162H185ZM231 163H234V161L232 160V162ZM236 163H234V164H236ZM93 164V165H92ZM110 164V163H109ZM113 164V163H112ZM111 164V165H112ZM126 163H124L123 164V166L125 165ZM139 164V163H138ZM155 164H156V162H155ZM181 164V163H180ZM179 164V165H180ZM136 165H137V163H136ZM140 165L141 164H139L138 165V167H140ZM144 165V164H143ZM182 165V164H181ZM122 166V167H123ZM155 166V165H154ZM158 166V165H157ZM157 166H155V167H157ZM175 166H177L176 164H175ZM189 166V165H188ZM112 167H114L113 165H112ZM117 167L115 168V170L117 169ZM126 167V166H125ZM124 167V170L126 169L127 170V168H125ZM130 167V166H129ZM161 167V166H160ZM244 167V166H243ZM243 167L241 168H237L236 170H234V169H232L231 171H232V175L231 176H227L226 175V181L227 180H229V182L228 183H230V184H232L231 186H232V188H231V190L233 191V192H235V191H237L238 192V189H248V188H251V189H253L252 187H254V185H257V183L259 184V182L258 181H254V180H256V179H254V175L255 174H257V173H264V167H258V168H256V169H252V168H247V166H246V168H247V170H245V169H243ZM153 168V167H152ZM152 168L150 169V170H152ZM182 168H184L183 167V165H182ZM190 168H192V165H191V167ZM189 167H188V169H190ZM245 168V167H244ZM95 169H97V167L95 166ZM136 169V168H135ZM138 169V168H137ZM141 169V168H140ZM157 169H159L158 171H157ZM157 169H155V177L152 175V173H151V175H152V177L153 178H151L150 180L149 179H144L145 181L146 180H149V181H144V190H142V188L141 187H138L137 185H136V188L134 187V184H133V189H130L129 188V191H126L125 192V190H123V189H121V187L120 188H116L117 190H116V192L114 191V195H115V199H114V201L116 200V202H114V203H117L115 206V208L116 209H112V208H106V209H109L108 210V212L110 211V213L112 212L113 213V216H111V215H108V216H110L109 218H107V220H106V233L107 234H109L110 233V231H112V233L113 232H116L115 231V229H120L122 232H123V230L122 229H126V230H129V231H131L130 229H127V226L128 225H131V227H133V229H135L136 231L135 232H137L138 231V233L140 232V234H143L141 231H144L143 229V227H141L142 225L143 226H146V228H147V226L149 225V224H151V223H149V224H146V225H144L143 223H144V221H146V220H144V219H146V218H144V216H142V215H144V214H141V216L144 218H140V217H137V216H134L133 214H134V211H133V209H132V203H130V201L131 202H136V200H134L133 199V201H132V199L129 201V203L128 202H126L127 200H125V197H127V198H130V197H133V193L132 192H134V191H132L131 192V190H134V189H139L140 191L142 190V192L144 193V195L145 196H147V199H145V201L147 202L148 201V199L149 200H152V201H154V202H152V207L153 206H156V208L155 209H150L149 211H151V212H149V215H150V213H153L152 211H154L155 210V212L158 214V211H161V210H163V205H165V204H170V205H172L174 202H176L174 199H184V198H186V197H188L189 195H190V190L192 189V187H191V189H190V187H188V185L187 186H185L184 184H182L181 185V183H180V185L177 187V186H175V188H173V186L171 187L170 186V188H167L166 186L167 185H165V183H164V181H163V177H164V175L166 174V173H163L162 174V170L160 171V168H157ZM162 169V168H161ZM176 169V168H175ZM180 170H182L181 168H179ZM110 171H111V169H109ZM119 171H120V168L118 169ZM125 170V171H126ZM130 170H132V169H130ZM134 170V169H133ZM143 170H144V168H143ZM149 170V171H150ZM191 170V169H190ZM244 170L245 171H247L246 172V174L244 175ZM101 171V170H100ZM140 171V170H139ZM138 171V172H139ZM153 171H154V169H153ZM161 172V174L163 175H161L160 174V172ZM111 172H113V171H111ZM117 172V171H116ZM136 172V171H135ZM177 172V171H176ZM179 172V171H178ZM181 172V171H180ZM193 172V171H192ZM130 173V172H129ZM133 172L131 171V174H132ZM150 173V172H149ZM157 173V174H156ZM175 173V172H174ZM183 173V172H182ZM182 173H180L181 175H179V176H182ZM185 173V172H184ZM100 176H102V172H100ZM118 174V173H117ZM116 174V175H117ZM126 174H128V172L126 173ZM142 174V173H141ZM177 174V173H176ZM175 174V175H176ZM129 175V174H128ZM137 175H139V174H137ZM188 175H190V174H188ZM140 176H142V175H140ZM172 176V175H171ZM179 176H177V178L178 179H180V177ZM184 176H185V174H184ZM184 176H182L181 177V179H183V177ZM187 176V175H186ZM185 176V177H186ZM254 176V177H253ZM103 177H105L104 179H107L106 178V176L105 175H103ZM103 177H102V180H104L103 179ZM109 177H110V175H109ZM113 177H115V176H113ZM129 177V176H128ZM131 177H133V174H132V176ZM135 177V176H134ZM168 177V176H167ZM188 177V176H187ZM197 177H199V176H197ZM162 178V179H161ZM166 178V177H165ZM191 178V177H190ZM192 178H194L195 179V177H192ZM201 178V177H200ZM251 178H253L254 180H253V182L251 181ZM115 179V178H114ZM113 179V180H114ZM129 179V178H128ZM127 179V180H128ZM136 179V178H135ZM134 179V180H135ZM129 180H133V179H129ZM166 180H167V178H166ZM184 180V179H183ZM188 180V179H187ZM198 180V179H197ZM197 180H193V181H197ZM224 180V179H223ZM115 181V180H114ZM121 181V180H120ZM168 181V180H167ZM181 182H183L182 180H180ZM186 181V180H185ZM189 182H190V180H188ZM188 181H186V182H188ZM193 181H191V184H192V182ZM262 181V180H261ZM43 182H44V179L43 180H41V178L40 177H37V174H33L32 175V178H30V187H24L23 188V190H19V192H17L18 194H24V193H26V194H32V193H28L29 191H33V192H40L41 191V189L44 187L43 186ZM105 182V181H104ZM108 182V181H107ZM112 183H113V181H111ZM127 182V181H126ZM125 182V183H126ZM133 182V181H132ZM136 182V181H135ZM139 182V181H138ZM141 182H143V180L142 181H140L139 183L141 184ZM199 182V181H198ZM3 183H4V181H3ZM111 183V184H112ZM134 183V182H133ZM194 183V182H193ZM227 183V184H228ZM254 183V184H253ZM33 184V185H32ZM136 184H137V182H136ZM139 184V185H140ZM185 184H187V183H185ZM191 184H190V186H191ZM106 185H109V183L108 184H106ZM126 185V184H125ZM142 185H143V183H142ZM168 185H170V184H168ZM184 185V186H183ZM196 185V184H195ZM113 186V185H112ZM124 186V185H123ZM131 186V185H130ZM141 186V185H140ZM2 187H3V189L2 188H0V190H4V189H6L5 188V186H4V184L2 185ZM125 187V186H124ZM196 187H198V185H196ZM230 187V186H229ZM195 188V187H194ZM109 189H111L110 187H109ZM114 189H115V187H114ZM113 189V190H114ZM229 189V188H228ZM250 189V190H251ZM255 189V188H254ZM194 190V189H193ZM192 190V191H193ZM230 190V189H229ZM230 190V191H231ZM249 190V189H248ZM27 191V192H26ZM136 191V190H135ZM139 191V192H140ZM195 191V190H194ZM127 192H129V193H127ZM142 192H140V194L142 193ZM198 192V191H197ZM237 192H235L236 193V195H237ZM240 192V191H239ZM247 192H249V191H247ZM14 193H16V192H14ZM136 193V192H135ZM142 193V194H143ZM228 193V192H227ZM226 193V194H227ZM230 193V192H229ZM242 193H245L244 191L242 192ZM25 195V194H24ZM36 195H38V198H37V202L39 203V205H38V207H39V209H38V213H37V215L35 216V221L36 222H41V220L43 219V210L46 208V207H48V206H51V204L53 203V202H55V201H57V198H58V192H56V191H51V192H46V193H38V194H36ZM136 195V194H135ZM144 195H143V197H144ZM230 195V194H229ZM240 195H242V194H240ZM244 195H247V194H244ZM113 196V195H112ZM139 196V195H138ZM191 196V195H190ZM230 196H233V195H230ZM230 196H228V199H229V197ZM234 196H235V194H234ZM234 196L233 197H231V198H233V199H236L237 200V197L235 196V198H234ZM250 196V195H249ZM135 197V196H134ZM141 195H140V198H143ZM137 199H138V197H136ZM139 198V199H140ZM243 198H245V197H243ZM110 199H111V197H110ZM141 200V202L143 201V199H140ZM187 200V199H186ZM231 200V199H230ZM236 200H234V203H235V201ZM241 199H238V202L240 201ZM245 201H246V199H244ZM112 201H110L109 203H111ZM140 202V203H141ZM150 202V201H149ZM227 202V201H226ZM232 202H233V200H232ZM237 202V201H236ZM237 202V203H238ZM264 202V201H263ZM178 203H180V202H178ZM228 203H229V201H228ZM136 204V203H135ZM151 204V203H150ZM150 204H147L146 205V208H148L147 206L148 205H150ZM175 204V203H174ZM188 203L186 202V204L185 205H187ZM190 204H192V203H190ZM253 204V203H252ZM99 205H100V203H99ZM109 205V204H108ZM111 205H113V202L111 203ZM131 205V206H130ZM134 205V204H133ZM234 205V204H233ZM92 206H94V205H92ZM168 206V205H167ZM175 206V205H174ZM174 206H170V207H174ZM179 206V205H178ZM183 206V205H182ZM193 206V205H192ZM232 205L230 204V205H228L227 207H226V209H224L223 211H225V212H223V213H231V210H232V208L233 207H231ZM103 207L105 208L106 207V205L104 206L103 205ZM152 207H150V208H152ZM180 208H181V206H179ZM178 207V208H179ZM256 207V206H255ZM114 208V207H113ZM179 208V209H180ZM184 208H186V207H184ZM184 208L182 209L181 208V210H178L177 211V214H179V215H177L176 214V216H179V217H177V219L178 218H181V216H183V213L185 212V211H188L187 209H185L184 210ZM238 208V207H237ZM88 209V208H87ZM95 209H97V208H95ZM166 209V208H165ZM168 209H170V208H168ZM174 209V208H173ZM172 209V210H173ZM177 209V208H176ZM176 209L174 210L175 211V213H176ZM191 209H193V207L191 208ZM191 209H189V210H191ZM234 209V208H233ZM259 209V208H258ZM101 210V209H100ZM102 210H103V208H102ZM115 212H114V211ZM171 210V211H172ZM209 210V209H208ZM235 210V209H234ZM253 210V209H252ZM87 211V210H86ZM147 211V215H148V210H146ZM168 211V210H167ZM173 211V212H174ZM210 211V210H209ZM243 211V210H242ZM90 213H91V210L89 211ZM101 212V211H100ZM99 212V213H100ZM103 212V211H102ZM107 212V211H106ZM107 212V213H108ZM162 212V211H161ZM189 212V211H188ZM208 212V211H207ZM206 212V213H207ZM244 212V211H243ZM255 212V211H254ZM87 213V212H86ZM85 213V214H86ZM89 213V214H90ZM96 213V212H95ZM229 213V214H230ZM240 213H242V212H240ZM248 213V212H247ZM259 213V212H258ZM102 214V213H101ZM157 214H155V213H153V214H151L152 216L153 215H156V217L158 216ZM161 213H159V215H160ZM187 214V213H186ZM211 215H212V213H210ZM91 215V214H90ZM173 215V214H172ZM190 215V214H189ZM211 215H209V216H211ZM256 215H257V213H256ZM92 216V215H91ZM97 216V215H96ZM152 216H150V217H148V218H153ZM246 216V215H245ZM251 216V214L250 215H248V217L246 218V220H244V219H240L241 220V222H236L237 224H232V222H230V223H228L229 225H230V228H229V231L226 233V235L223 237V236H221V237H219L220 239L219 240H221V238H223L220 242H218L217 244H213V245H209V243H208V245L210 246H207L206 244H204L203 246H205V247H209V249H206L207 250V253H208V255L209 256H207V259L209 258V260H211L212 261V258L216 255V256H218L216 253H219L220 254V256L221 257H223L224 258V261L226 262V261H229V262H235V263H233V264H236V263H239V264H244V263H247V262H249V263H251V261H256V262H258V261H260V260H263L264 261V225L263 226H259V228L258 229H255V227L257 228V226H255L254 227V229H252V228H250V225H251V219H252V217H250ZM255 216V215H254ZM155 217V216H154ZM159 217H164V218H166V219H168V218H171L172 216H171V214H169V212H162V214L159 216ZM158 217V218H159ZM184 217V216H183ZM204 217V216H203ZM207 217V216H206ZM244 217V216H243ZM84 218V217H83ZM94 218V217H93ZM92 218V219H93ZM157 218V219H158ZM208 218V217H207ZM96 219V218H95ZM94 219V222L96 221ZM165 219V220H166ZM172 219V218H171ZM176 219V218H175ZM235 219H236V217H235ZM83 220V219H82ZM159 221L157 222V221H154V225H155V227L156 226H159V228H166V225L167 224H165L164 222H161L162 221V219L161 218H159L158 219ZM231 220H232V218H231ZM239 220V219H238ZM85 221V220H84ZM93 220H91V222H92ZM104 221V220H103ZM148 221L150 222V220L148 219ZM153 221H151V222H153ZM175 221L176 220H174V223H175ZM223 221V220H222ZM224 221H226V220H224ZM258 221V220H257ZM261 221H262V219H261ZM91 222L90 221H88L87 222V224H89L90 223V225H87V228L86 229H84V232H83V241H84V243L85 244H87V243H95V240L97 239V238H99L100 237V235H99V231H97V229L96 228H94L93 226H91L92 224H91ZM207 222V221H206ZM235 222V221H234ZM264 222V221H263ZM93 223V222H92ZM103 224H104V226H105V223L104 222H102ZM180 223V219L178 220V223H175L174 225H176L177 226V224H179ZM209 223V222H208ZM227 223V222H226ZM253 223H255V222H253L252 221V224ZM73 224H75V223H73ZM182 224H183V222H182ZM207 224V223H206ZM217 224V223H216ZM215 224V225H216ZM100 225V224H99ZM174 225H171V228H172V226H174ZM254 225V224H253ZM252 225V226H253ZM257 225V224H256ZM84 226L86 227V225L84 224ZM140 228H143L141 231L140 230H138V228L139 227ZM191 226V225H190ZM85 227H83V228H85ZM93 227V228H92ZM129 227V226H128ZM149 227V226H148ZM168 227V226H167ZM178 227H180L179 225H178ZM187 227L188 226H185V228L187 229ZM193 227H195V226H193ZM192 227V228H193ZM205 227V226H204ZM261 227V228H260ZM122 228V229H121ZM137 228V229H136ZM139 228V229H140ZM150 228H151V225H150ZM221 228V227H220ZM148 229L149 228H147V230H146V232L148 231ZM189 229V228H188ZM202 229V228H201ZM206 229V228H205ZM210 229H211V227H210ZM213 229H214V227H213ZM80 230V229H79ZM175 230V229H174ZM181 230H183V228H182V226H181ZM193 230V229H192ZM228 230V229H227ZM129 231H127V232H124V233H121V235H119L120 233V231L118 230V235L117 234H112L110 237L114 240V241H116V243H118L119 245L120 244H122V243H126L127 242V245L126 246H128V242H130L128 239L130 238L129 237V234H130V232ZM179 231V230H178ZM187 231V230H186ZM221 231V230H220ZM103 232V231H102ZM134 232V233H135ZM150 232V231H149ZM174 232V231H173ZM180 233H181V231H179ZM190 232V231H189ZM188 232V233H189ZM197 232H198V230H197ZM200 232V231H199ZM202 232V231H201ZM224 232V231H223ZM145 233V232H144ZM148 233V232H147ZM152 233V232H151ZM175 233V232H174ZM193 232H191V234H192ZM62 234V233H61ZM80 234V233H79ZM106 234V235H107ZM111 234V233H110ZM132 234H133V232H132ZM146 234V233H145ZM168 234V233H167ZM176 234V233H175ZM174 234V235H175ZM194 234V233H193ZM200 234V233H199ZM202 234H204L205 235V231H204V233L202 232L201 233V235ZM147 235L148 234H146V239H147ZM152 235H154V234H152ZM160 235V234H159ZM166 235V234H165ZM177 235V234H176ZM176 235H175V237H176ZM179 235V234H178ZM177 235V236H178ZM190 235V234H189ZM204 235L203 236H200V238L201 237H204ZM143 236V235H142ZM191 236V235H190ZM0 237L1 238H3V239H5V240H11V241H17L18 239H19V237L20 236H18L16 233H13V232H11L10 231V228L8 227V226H3L2 224H1V222H0ZM62 237V236H61ZM144 237H145V235H144ZM148 237H150L149 235H148ZM163 237H165V236H161V239L163 238ZM167 237V236H166ZM186 237H188V236H186ZM193 237H194V235H193ZM105 238V237H104ZM142 238V237H141ZM140 238V239H141ZM159 238V237H158ZM158 238H156V239H158ZM168 238V237H167ZM130 239H132V237L130 238ZM139 239V240H140ZM146 239H145V241H146ZM153 238H150V240H152ZM189 239H191V238H188V240ZM204 239H206V238H204ZM59 240V239H58ZM80 239H77V241H79ZM105 240V239H104ZM103 240V241H104ZM128 240V241H127ZM147 240H149V239H147ZM155 240V239H154ZM153 240V241H154ZM160 240V239H159ZM164 240V239H163ZM198 240V239H197ZM201 240V239H200ZM215 240H217V239H215ZM1 241V240H0ZM132 241H134V240H131V242ZM152 241V242H153ZM161 241V240H160ZM173 241V240H172ZM174 241H176V240H174ZM173 241V242H174ZM187 241V240H186ZM191 241H193V238H192V240ZM218 241V240H217ZM3 242V241H2ZM130 242V243H131ZM149 242V241H148ZM167 242V241H166ZM184 242V241H183ZM206 242V241H205ZM210 242V241H209ZM214 242V241H213ZM4 243V242H3ZM3 243H0V259H2V255L3 256H6V254L8 253V249H7V247H6V243L5 244H3ZM135 243V242H134ZM139 243H141V242H139ZM163 243V242H162ZM178 242H176V244H177ZM185 243V242H184ZM197 243H201L200 241H198ZM204 243V242H203ZM64 244V243H63ZM145 244H147V241L145 242ZM167 244H169V242L167 243ZM167 244H165V246H163V244H162V247H164V248H171V249H169V254H171V255H173V254H175L174 253V250H172V246H173V243H172V246H171V243L169 244V247H168V245ZM179 244H181V242H179ZM190 244V243H189ZM88 245V244H87ZM116 245V244H115ZM123 245V244H122ZM133 244H131V246H132ZM138 245V244H137ZM136 244H134V246L136 247L137 246ZM153 245V244H152ZM152 245H150V246H152ZM182 245V244H181ZM180 245V246H181ZM186 245V244H185ZM191 245V244H190ZM190 245H188L189 247L188 248H190ZM194 245V244H193ZM144 247H145V245H143ZM150 246H148V247H150ZM175 246V245H174ZM177 246H178V244H177ZM187 246V245H186ZM157 247V246H156ZM158 247H159V250H161L160 248H162V247H160L159 245H158ZM179 247V246H178ZM182 247V246H181ZM180 247V248H181ZM202 247V246H201ZM49 248V247H48ZM63 248V247H62ZM68 248V247H67ZM108 248V247H107ZM117 248V247H116ZM123 248V247H122ZM125 248V247H124ZM132 249H134L133 247H131ZM130 248V249H131ZM153 248H155V246H153ZM174 248V247H173ZM180 248H178L179 250H181ZM185 248V247H184ZM187 248V249H188ZM192 248V247H191ZM191 248H190V251H191ZM85 249V248H84ZM149 249V248H148ZM196 249V248H195ZM198 249V248H197ZM83 250V249H82ZM108 250H110L109 248H108ZM123 250V249H122ZM158 250V249H157ZM156 250V251H157ZM164 250V249H163ZM168 250V249H167ZM166 250V251H167ZM178 250V251H179ZM192 250H194V249H192ZM205 250V251H206ZM151 249H150V253H151ZM182 251H183V249H182ZM188 251V250H187ZM66 252V251H65ZM119 252V251H118ZM124 252V251H123ZM153 252V251H152ZM159 252V251H158ZM211 252H212V254L214 255V256H210V254H211ZM162 253H164V252H161V255H163ZM179 254H180V257H181V254H183L184 253V251H183V253H180V252H178ZM223 253V254H222ZM63 254V253H62ZM106 254L107 253H105L104 255L106 256ZM110 254H111V252H110ZM109 254V255H110ZM158 254V253H157ZM165 254H168V253H165ZM193 255V257H194V254L193 253H188V255ZM204 254V253H203ZM64 255V254H63ZM87 255V254H86ZM159 255V254H158ZM160 255V256H161ZM185 255V254H184ZM207 254H206V252H205V255H203V256H206ZM121 256V255H120ZM183 256V255H182ZM128 257V256H127ZM148 257H150V256H148ZM148 257H146L147 258V260L149 259ZM170 257H172V256H170ZM173 257H175V256H173ZM187 257H189V256H187ZM199 257H202V256H199ZM210 257H211V259H210ZM221 257H217V261L221 258ZM44 258V257H43ZM91 258V257H90ZM159 258V257H158ZM157 258V259H158ZM176 258V257H175ZM182 258V257H181ZM190 258V257H189ZM223 258H222V260H223ZM4 259V258H3ZM2 259V260H3ZM58 259H60V258H58ZM145 259V258H144ZM143 259V260H144ZM151 259V258H150ZM169 259V258H168ZM167 259V260H168ZM188 259V258H187ZM205 259V258H204ZM214 259V258H213ZM142 260V261H143ZM146 260V259H145ZM160 260V259H159ZM166 260V259H165ZM178 260V259H177ZM177 260L175 259V261L174 262H177ZM182 260H185V259H182ZM193 260V259H192ZM196 260V259H195ZM215 260V259H214ZM221 260V261H222ZM1 261V260H0ZM43 261V260H42ZM57 261H59V260H57ZM75 261V260H74ZM152 261H153V259H152ZM171 261H172V258H171ZM179 261V260H178ZM199 261V260H198ZM216 261V260H215ZM214 261V262H215ZM220 261V260H219ZM218 261V262H219ZM2 263H3V261H1ZM7 262H8V260H7ZM140 262H141V260H140ZM154 262H156V261H154ZM158 263H160L159 261H157ZM166 262V261H165ZM168 262V261H167ZM166 262V263H167ZM180 262H182V261H180ZM179 262V263H180ZM185 261H183V263H184ZM186 262H187V260H186ZM194 262V261H193ZM193 262H191V263H193ZM201 262V261H200ZM203 262V261H202ZM223 262V261H222ZM229 262H227V263H229ZM4 263H5V261H4ZM59 263V262H58ZM172 263V262H171ZM178 262H177V264H179ZM199 263V262H198ZM216 263V262H215ZM224 263V262H223ZM222 263V264H223ZM227 263H225V264H227ZM248 263V264H249ZM253 263V262H252ZM261 263H263V262H261ZM261 263H259V264H261ZM151 264H153V263H151ZM165 264V263H164ZM176 264V263H175ZM181 264V263H180ZM208 264V263H207ZM218 264V263H217ZM230 264V263H229Z\"/></svg>",
	"mask_w": 264,
	"mask_h": 264
}]
</instances>
